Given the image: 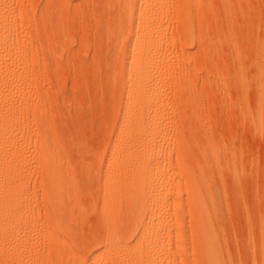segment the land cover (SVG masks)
Returning <instances> with one entry per match:
<instances>
[{
  "label": "rangeland",
  "instance_id": "obj_1",
  "mask_svg": "<svg viewBox=\"0 0 264 264\" xmlns=\"http://www.w3.org/2000/svg\"><path fill=\"white\" fill-rule=\"evenodd\" d=\"M61 1L1 0L3 5L6 3L12 7L13 12L20 9L28 14L27 19H30L14 22L19 26L26 22L21 40L32 48L31 51L39 60L37 82L28 80L27 86L35 84V87L31 86V90L37 89L40 99L42 98V107L51 121V135H56L59 144L64 146L63 164L70 169L68 177L71 181L70 186L68 184L60 193V198L66 199L62 202L63 207L58 214L59 207H56L55 211L47 199L48 180L42 174H37L41 173L40 169L36 167L35 172L29 176L24 198L19 204L20 218L13 226V240L18 245L15 250L23 249L21 264H80L79 259L87 258L96 251H106L107 246L103 241L111 225L105 220L104 213L114 207L117 200L116 195H111L108 198L109 204L105 205L108 209L100 206L106 195L102 175L108 167L105 165L107 159L105 162L103 159L105 156L109 157L111 152L110 139L116 124L118 103L121 101L117 93L120 58L113 55L115 21L107 13V0ZM220 1L172 0L170 15L164 26L170 38L165 46L171 47L168 49V56L171 58L163 72L164 78L167 79L163 78L166 84L162 82L163 86L160 88L161 101L175 111L164 119L168 134L166 148L171 151L169 155L171 154L172 159L163 169L164 178L160 183L162 190L159 191L162 193L168 186L180 187L181 191H171L169 197H178L183 202V207H165L169 220L164 225L165 236H161L160 242L174 248L178 259L182 261L181 264H195L199 259L196 228L189 206L190 180L179 171L192 165L204 168L209 188L215 193L214 196L221 200L223 217L220 221L218 217L217 221L218 224L221 223L220 236L223 237L222 245L225 247L223 250L228 264L258 263L261 251L259 238L264 223V136L259 134L255 122L251 121L250 117L254 110L256 111V101L259 102L264 93V56L259 53V45L264 42V0L234 2L236 9L230 19L235 22L231 24L236 48L228 45L225 32L222 31V24L225 29V21L229 15ZM54 5L59 8L56 10ZM185 7H193L196 13L189 26L181 22ZM194 35H199V38ZM184 50L188 55H183ZM234 52H241L243 59L239 61L244 63L242 71H237L238 62L233 58ZM182 76H185L184 80ZM257 78H263L260 89L261 82L256 84ZM241 80L245 83L244 90L239 86ZM16 106L19 111L24 109L21 105ZM245 109L249 110L245 114L247 117L244 116ZM195 116H198L196 123L201 121L204 125L201 123L202 126L198 124V127L194 122L193 128H183L185 119H193ZM25 145H22V151L25 154H34L36 149L32 147V142L26 147ZM38 148L41 149L40 144ZM214 149H218L216 154ZM213 155L218 156L219 160L215 157V160H218L215 163L217 166L213 165ZM110 168L114 171L117 165H111ZM233 169L240 175H234ZM127 174L121 177L120 188L122 195L126 197L130 196L132 191L131 180L135 179L134 175H129L131 173ZM137 180L143 185L146 181L145 178ZM159 191L155 197L160 194ZM156 209L155 206H149L145 211ZM65 210L69 211V215L64 213ZM137 215V209L124 208L120 216L121 221L116 226L113 224L111 229L116 228V235L119 237L129 225L132 227L126 230L135 231L140 226ZM58 220L59 224L56 223ZM63 220L69 221L70 233L68 228L62 225ZM159 222L166 223L165 220H156L143 230L148 235L156 234L162 230ZM137 240L138 235H132L129 245ZM149 245L151 244L140 242L139 253ZM57 247L62 248L59 254ZM114 259L121 260L122 256L111 257L106 254L100 261L105 264Z\"/></svg>",
  "mask_w": 264,
  "mask_h": 264
},
{
  "label": "bare ground",
  "instance_id": "obj_2",
  "mask_svg": "<svg viewBox=\"0 0 264 264\" xmlns=\"http://www.w3.org/2000/svg\"><path fill=\"white\" fill-rule=\"evenodd\" d=\"M56 1L62 2L61 0ZM107 2L109 4L106 9L107 13L112 17L111 19L115 21L113 28L115 29L113 35V55L114 57L120 58V72L117 75V93L120 97L118 99H121V101L119 100L120 103H118L116 124L110 139V155L109 157L105 156L104 159L102 157L103 162L107 159L105 165L108 167L102 175L105 181L104 192L106 195L100 206L105 207L104 209L107 210L108 208L106 209V207L108 206L105 205L109 204L108 198H110L111 195H116L115 199L117 200H115L114 207L110 208L107 213H104L105 220L111 226L113 224L116 226L121 221L120 216L122 215L123 209L132 208L138 211L136 218L140 222V226L138 225L139 227L135 231L132 229L128 231V228L132 227V225H129L128 228H126L128 230L124 229L120 237L116 235V228L111 229L110 226V230H108L109 232L103 241L107 246V250L104 252H93L87 258L79 259L78 262L80 264H101L100 258L107 254L111 257L121 255L122 259H114L105 264H181L182 261L178 259L177 252L174 248L161 244L160 242V240H162L161 236H165V229H163L164 225H166L169 220V213L166 210L167 206L173 205L176 207H183V202L178 197L175 196L172 199L169 197L171 191H181L180 187L168 186L162 193L159 191L161 189V180L164 178L163 169L172 159L170 157L171 154L169 155L171 151L166 148V138L168 134L166 132V121L164 119L166 115L175 110L163 104L161 101L162 92L160 88L163 86L162 82H164V68L166 64H168L169 58H171L168 56V49L171 47L168 48L165 46L170 38L164 26L167 17L170 15V8L174 1L107 0ZM220 2L227 15H229L225 21L224 11V14L222 13L223 19L226 22L225 29H223V24L220 22L222 24V31L225 32L224 35L226 36L225 39L228 45L236 48L234 30L231 24L234 21H231L232 19H230V16H233L235 13L234 9L236 8L234 7H236V3L234 2L237 1L221 0ZM10 3L13 2L10 1ZM57 6L54 7L56 10L59 8H57ZM193 7H185L183 10L181 22L187 26L191 24L190 21L194 20L193 17L195 16L194 14H196ZM11 8L6 3L3 5L0 0V264H21L20 260L22 258L23 249L18 248V250H15V247L18 245L13 240L15 233L13 226L16 223L15 221L20 218V200L24 198L29 176L35 172L34 169L38 167L41 173L37 174H42V176L48 180L47 199L50 200L49 203L54 207H52V209L56 211V207H59V209L57 208V213L61 207H63L61 204L65 202L66 199L63 198V201L60 198L62 196L60 193L65 189L64 187L68 184V186H70L71 184L69 183L71 181H69L70 178L68 177L70 169H67L63 164L64 152L62 148L64 146L62 147V144H59L56 135H51V121L45 112V108L42 107V98L40 99L37 89L32 91V85L30 84V87L27 86V84H29L28 80H33V82L37 80V65L39 64V60L33 54L34 52L31 51L32 48L29 47V45H25V43L22 42L23 40H21L23 29H26V22L24 21V24L22 23L21 26L17 25V22L14 24V22L19 19H21V21L22 19H27L28 14L21 12L20 9L18 12H13ZM63 9L60 10L63 11ZM237 14L238 13L235 15L237 16ZM201 18L203 19V17ZM105 20H102V22ZM244 23H246L245 20ZM200 28L201 27H199V30ZM190 29L191 28H189V30ZM194 36H198L199 38V35ZM237 37L238 35L236 38ZM190 41L191 40H189V42ZM196 42H198V40ZM190 43H192V41ZM259 46V53L264 56V42ZM183 55H188V52L184 50ZM241 56V52H234L233 54L234 60L238 62L236 67L238 72L242 71V65L244 64L240 62ZM181 62H183V60L180 61V63ZM183 66L185 67V65ZM183 77L185 76L181 78ZM165 79L167 78H164V80ZM261 79L257 78L256 84H259ZM242 80L244 81L243 77ZM243 81L240 82L241 85H239L242 90L245 89V83ZM261 84L262 82L259 84V89ZM34 85L32 87H35ZM36 85L38 86L39 83ZM185 88L187 89V86ZM181 89H183L182 85ZM192 90L194 89L192 88ZM185 93L187 94V92ZM245 95L243 96L245 97ZM260 99L259 102L256 101V111L254 110L250 120L252 119L251 121L255 122L259 134L264 136V93L262 98L260 96ZM244 104L245 103H243V106ZM16 105H21L24 109L19 111ZM246 111L249 110L245 109L244 116H246ZM249 115H251V113ZM195 117H193V119H185L182 123L183 128H193L194 126L192 125L194 122H198V116ZM199 122V125H201V123L203 124V122ZM31 142L34 145L31 146L35 147L36 150L33 149L35 150L34 154H30L29 152L25 154L21 147L23 144H26V147L31 144ZM39 144L41 149L38 148ZM215 151L217 152L218 149L213 150V152ZM213 156L214 160H212L214 161V165L218 156ZM215 157H217L216 160ZM100 162L102 161L100 160ZM111 165H117V168L113 171L110 168ZM103 166L104 163H102V168ZM194 166L181 168L179 171L180 174L190 180L189 206L192 210L193 224L196 228V243L199 255V259L195 264H228V259L226 260L223 250L225 247L222 245L223 237L220 236L222 235L219 229L221 223L218 224V221L223 217V215H221V210L223 209L221 200H219L218 196L216 198V196H214L215 193L209 188L205 179L206 171L203 170L204 168L199 166L197 168ZM226 166L228 168V165ZM237 172L238 171H234V175H240ZM127 173H131L129 175H134L135 179L133 181L131 180L133 185L132 191L130 196L126 197L122 195L120 188L122 185L121 177L128 175ZM137 178H145V184L143 185L142 182L138 183ZM208 178L210 177L208 176ZM237 178L239 177L237 176ZM157 191H159L160 194L155 197V194L158 193ZM66 204L69 206L68 203ZM67 206L66 208H68ZM149 206H155L157 209L146 212L145 209H148ZM55 211L54 213H56ZM69 211L66 212L65 210L64 213H68ZM64 213L62 214L64 215ZM175 214L178 215L177 213ZM218 217H220V219ZM63 218H61V220ZM156 220H165L166 223L159 222V226L162 230L158 231L156 234L148 235L143 228L147 225H151ZM56 223L59 224V220ZM61 223L68 228L65 227L68 233H70L71 228L68 227L69 221L63 220ZM132 235H138V240L134 244L129 245L132 240ZM260 236L261 251H259V262L255 264H264V223L262 226V235L260 233ZM152 240H154L155 243H149V241L151 242ZM140 242L151 245L146 246L143 252L139 253L138 245ZM178 248H180V246H178ZM61 249V247L56 248L58 254L61 253Z\"/></svg>",
  "mask_w": 264,
  "mask_h": 264
}]
</instances>
